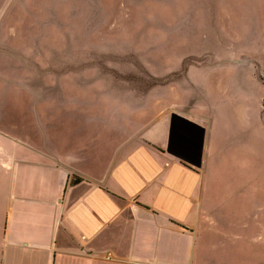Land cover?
<instances>
[{"label": "rangeland", "instance_id": "1", "mask_svg": "<svg viewBox=\"0 0 264 264\" xmlns=\"http://www.w3.org/2000/svg\"><path fill=\"white\" fill-rule=\"evenodd\" d=\"M189 99H224L260 144L259 180L231 159L214 194L211 264H264V0H0L1 130L42 135L67 105L112 101L152 120Z\"/></svg>", "mask_w": 264, "mask_h": 264}, {"label": "crops", "instance_id": "2", "mask_svg": "<svg viewBox=\"0 0 264 264\" xmlns=\"http://www.w3.org/2000/svg\"><path fill=\"white\" fill-rule=\"evenodd\" d=\"M209 101L163 102L152 120L67 105L42 135L0 129V264H211L214 194L231 159L259 180L260 144Z\"/></svg>", "mask_w": 264, "mask_h": 264}]
</instances>
